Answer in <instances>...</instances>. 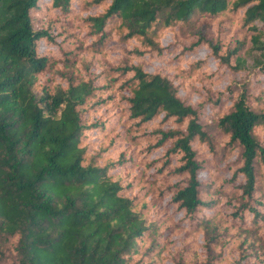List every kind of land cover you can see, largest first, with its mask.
Instances as JSON below:
<instances>
[{
	"label": "trees",
	"instance_id": "obj_1",
	"mask_svg": "<svg viewBox=\"0 0 264 264\" xmlns=\"http://www.w3.org/2000/svg\"><path fill=\"white\" fill-rule=\"evenodd\" d=\"M263 91L264 0H0V264H264Z\"/></svg>",
	"mask_w": 264,
	"mask_h": 264
},
{
	"label": "rangeland",
	"instance_id": "obj_2",
	"mask_svg": "<svg viewBox=\"0 0 264 264\" xmlns=\"http://www.w3.org/2000/svg\"><path fill=\"white\" fill-rule=\"evenodd\" d=\"M241 85H239V86H241ZM262 94L264 95V91L262 92ZM204 121L209 122L206 119ZM216 123H217L216 121L212 120L210 123H208L206 125V128L208 130L207 131L208 132L207 142H208V144H210L213 147L214 151H213L212 155L210 154L209 156H208V154H204L203 157L205 159H203L201 161V163L207 164L208 166H212L213 168L221 167L222 162H223V158L225 157V153L227 151V147L223 142L224 140H222V139H224V135H225L224 130L222 128H220ZM204 186H205V188H207L206 185H204ZM260 190H261V194L264 195L263 183L260 184ZM218 221H219V219L215 218V220L213 221V224H217ZM223 228H224L223 225H221L219 229H216L214 227L211 232H213V231L217 232ZM253 235H254V232H253ZM250 236H251V234H250Z\"/></svg>",
	"mask_w": 264,
	"mask_h": 264
}]
</instances>
